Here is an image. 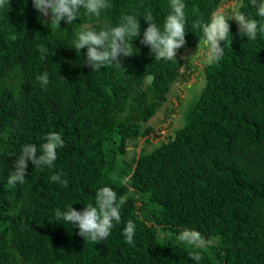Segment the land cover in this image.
<instances>
[{
	"label": "trees",
	"instance_id": "obj_1",
	"mask_svg": "<svg viewBox=\"0 0 264 264\" xmlns=\"http://www.w3.org/2000/svg\"><path fill=\"white\" fill-rule=\"evenodd\" d=\"M221 1L184 0L186 44L178 52L198 45L203 33L193 22L209 21ZM107 2L99 17L81 9L70 25L50 24L32 0L0 9V264H264V33L247 40L229 21L223 56L206 66L207 86L186 124L138 160L130 144L154 130L145 124L167 101L182 61L155 60L140 43L143 17L151 13L162 28L170 0ZM239 12L264 23L251 0ZM128 14L141 25V35L128 38L135 54L121 58L124 69L91 72L75 34L82 25L118 26ZM45 71L50 82L41 86ZM50 132L64 141L53 166L29 162L25 182L8 184L23 145L39 146ZM57 173L67 187L51 180ZM105 186L127 196L121 222L105 241H84L55 210H83ZM128 220L137 226L133 244L123 235ZM184 229L216 237L215 246L179 242Z\"/></svg>",
	"mask_w": 264,
	"mask_h": 264
},
{
	"label": "clouds",
	"instance_id": "obj_2",
	"mask_svg": "<svg viewBox=\"0 0 264 264\" xmlns=\"http://www.w3.org/2000/svg\"><path fill=\"white\" fill-rule=\"evenodd\" d=\"M34 8L44 17L50 15V24L61 22L70 25L78 20L81 9L89 15L99 17L102 10L109 7L107 0H32ZM10 4V0H0V9ZM251 5L257 9V15L264 18V0H251ZM171 11L165 17L164 24L159 27L151 13L143 18L148 25L143 31L140 43L150 48L155 60H174L177 51L185 46L186 4L184 0H170ZM235 21L240 37H247V40H255L258 33H264V23L255 18H250L236 10V3L233 0L228 8L215 10L209 21H194L192 27L200 29L203 33L206 45V56L208 61L218 60L223 56L224 47L221 42H226L230 34L229 21ZM74 42L75 51L87 49L84 55L83 66L91 69V72H98L103 67L115 64L124 69L121 58L133 56V44L129 43L130 37L141 35V25L136 16L122 15L118 26L104 27L97 31L89 25H82L81 30L76 34ZM48 51L47 49L45 50ZM197 52V51H196ZM55 50L51 51L54 56ZM61 76V75H60ZM62 77V76H61ZM66 80L64 77H62ZM41 86H47L50 82L49 73L44 72L37 77ZM45 142L36 144H25L21 148L18 159L15 160L12 171L8 175L7 183L16 185L23 184L27 177L29 162L35 168H51L58 159L57 151L64 146L61 134L50 132L44 137ZM62 173L53 174L51 180L67 187L68 181L62 179ZM115 175L113 180L117 179ZM127 201L126 195H120L111 187L100 188L95 194V204L84 206L83 210H76L72 206L66 210H55L57 219H62L78 229V235L85 240L100 243L105 241L111 234L115 224L121 222V207ZM136 224L128 220L123 229V235L127 243H134ZM178 241L193 249L208 250L215 246L216 237H205L195 229L181 230ZM192 260L199 262L202 259L200 251L191 253Z\"/></svg>",
	"mask_w": 264,
	"mask_h": 264
},
{
	"label": "water",
	"instance_id": "obj_3",
	"mask_svg": "<svg viewBox=\"0 0 264 264\" xmlns=\"http://www.w3.org/2000/svg\"><path fill=\"white\" fill-rule=\"evenodd\" d=\"M228 0H222L221 1V4L220 6L218 7V9H223V8H228L229 6H231L233 0L230 2V3H226ZM245 0H235V3H236V10L239 12V9L240 7L243 5ZM233 22L235 23V21L233 20ZM236 24V23H235ZM237 25V24H236ZM222 43V42H221ZM187 50L186 51H182V52H178L177 51V54L178 55V58L175 57L176 60L178 61H182V65L180 66L179 70H178V78L175 80V82L171 85V88H170V91L168 92L167 94V101L169 99V97L171 96L172 94V91L177 87L181 88L182 90H186V92L188 94H190V92L192 90H194L197 95V97H195L193 100L192 98L190 99V97H187L185 102L182 104V105H185L186 102H191L189 104H186V107H185V112H184V124L182 125V127L186 124V114L188 113L190 107L194 104L195 101L199 100L201 95H202V92L204 91V89L206 88L207 86V75H206V66H209V65H212L213 61H208L207 60V56H206V52H207V49H206V45L204 43V38L202 36V39L201 41L198 43L197 46H187L186 47ZM189 51L190 53H192V55L189 57V59L187 60L186 58L183 59V57H181V55L185 52ZM197 51V52H196ZM205 55V57H204ZM200 62V63H199ZM200 64V73H199V76L195 79L192 80L191 83H187L185 84L184 86H181V80H182V77L184 76V73L187 72L188 70L190 71V69L193 67L194 64ZM153 75H150L146 78V83L147 84H150L153 80ZM193 83V85H192ZM195 85V86H194ZM197 86V88H196ZM178 88V89H179ZM193 91V92H194ZM193 94V93H192ZM185 96V95H184ZM167 101L162 104L160 107H158L157 109V112L155 114V116H153L147 123L149 122H153L154 120L156 121L157 120V116L158 114L160 113V111H162V109H164L166 107V103ZM146 123V124H147ZM146 127H151V125H147ZM175 135V133H174ZM146 140V138H144L141 142V144L139 145V147L137 148V159L139 160L140 156H141V152H142V149H143V142ZM163 142V141H162ZM161 145V142L154 145L153 146V149L154 148H157ZM152 149V150H153ZM151 150V151H152ZM150 151V152H151ZM137 165V164H136Z\"/></svg>",
	"mask_w": 264,
	"mask_h": 264
},
{
	"label": "rangeland",
	"instance_id": "obj_4",
	"mask_svg": "<svg viewBox=\"0 0 264 264\" xmlns=\"http://www.w3.org/2000/svg\"><path fill=\"white\" fill-rule=\"evenodd\" d=\"M187 48H185L183 51H186ZM192 55V53H190L189 51L183 53L181 55V57L186 58L187 60L189 59V57ZM176 58H178V55H176ZM193 85V83H192ZM195 86V85H194ZM176 86V88L172 91L171 96L169 97L167 103H166V107L164 109H162V111H160V113L157 116V120L153 121V122H149L147 124H145V126L147 125H151V128L154 129H158V134L159 136H161V138H156L153 139V143L154 145L158 144L161 142V140H168L166 138H169V136L171 137V135L173 136L175 133V130L180 128L183 124H184V112H185V107L186 104H189L195 97H197L196 93L194 90H192L190 92V94H188L186 92V90H182L181 88H179ZM197 88V86H196ZM194 91V92H193ZM193 93V94H192ZM185 95V96H184ZM190 97V99L192 98V100L190 102H186L185 105H181V103H184L186 98ZM179 98L182 99V102L180 104H178L179 102ZM174 103H176L179 106H176L177 111L173 113V106ZM167 111H169V115H167ZM167 116V118H166ZM166 120H165V118ZM169 119V120H167ZM171 126V129H169ZM158 127V128H157ZM144 147L147 151H151L153 149L154 145H145V143L143 144ZM129 150V157L132 158L135 154V152L137 151V148L134 146V142H132L130 144V148Z\"/></svg>",
	"mask_w": 264,
	"mask_h": 264
},
{
	"label": "flooded vegetation",
	"instance_id": "obj_5",
	"mask_svg": "<svg viewBox=\"0 0 264 264\" xmlns=\"http://www.w3.org/2000/svg\"><path fill=\"white\" fill-rule=\"evenodd\" d=\"M231 1H232V0H228L226 3H230ZM204 57H205V55H204ZM199 63H200V62H199ZM199 73H200V64L196 63V64L193 65V67L190 69V71L188 70L187 72L184 73V76L182 77V80H181V86H184V85L187 84V83H191L193 79H195V78H197V77L199 76ZM178 102H179L178 104H180V103L182 102V99L179 98V101H178ZM182 104H183V103H181V105H182ZM176 106H179V105H177L176 103H174V106H173V108H172L173 113L177 111ZM167 115H169V111H167ZM164 118H165V117H164ZM166 118H167V116H166ZM166 118H165V120H166ZM167 120H169V119H167ZM157 128H158V127H157ZM153 129H154V128H153ZM169 129H171V126H170ZM158 131H159L158 129H154L152 132L149 133L148 136L144 137V138H146V140L143 142V144L145 143V145H154V143H153V139L161 138V136H159V134H158ZM171 137H172V135H171ZM171 137L169 136V138H166V139L170 140ZM144 138H141V139H140V143H139V145L141 144V142H142V140H143ZM168 140H161V142H162V141H163V142H164V141H168ZM149 141H150V143L147 144V142H149ZM134 143H136V142L134 141ZM139 145H138V147H139ZM138 147H136V148H138ZM143 147H144V145H143ZM129 148H130V147H129ZM136 152H137V151H136Z\"/></svg>",
	"mask_w": 264,
	"mask_h": 264
}]
</instances>
